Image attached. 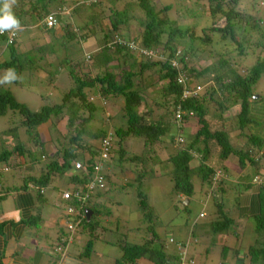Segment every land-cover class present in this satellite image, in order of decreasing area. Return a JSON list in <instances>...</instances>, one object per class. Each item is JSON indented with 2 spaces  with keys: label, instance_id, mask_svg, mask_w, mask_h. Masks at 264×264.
<instances>
[{
  "label": "trees",
  "instance_id": "trees-1",
  "mask_svg": "<svg viewBox=\"0 0 264 264\" xmlns=\"http://www.w3.org/2000/svg\"><path fill=\"white\" fill-rule=\"evenodd\" d=\"M103 1L17 0L13 6L22 31L34 29L53 40L45 46L40 45L38 49L18 55L17 40L8 45L6 38L0 35V44L3 46L0 54L4 52L5 45L11 55L9 60H4L3 53L0 55V60H3L0 62V71L14 69L19 76L21 70L26 69L31 74H37V66L40 65L35 66L36 59L43 61L48 54L55 56L57 50H62L63 58H59V63L69 69L71 88L60 104L44 105L37 112H31L9 90L0 88V166L12 176L20 169L15 160L20 165L26 158L34 164H41L43 173H40V177L33 176L34 171L27 169L25 172L29 175L24 178V184L45 187L53 177H66V172L72 169L73 164L80 163L81 169H72L73 174L67 182V191L72 194L67 207L78 209L75 218L80 220L81 227H86L92 236L82 256H89L97 240L118 244L121 257L114 264H137L142 260L149 264H182L181 257L185 252L179 248V255L168 253L164 244L168 241L171 243L169 235L161 239V233L154 231L160 228L165 232L168 228L169 231L172 221H165V211H162L158 197L155 199V211L152 206L149 208V194L156 195L159 189L155 191L149 184L156 177L151 169L148 171L146 163L149 161L152 166L170 163L172 170L165 175L170 177L173 184L171 193L175 195V200L172 204L181 212H187L188 207L180 206V198H188L191 202L196 195L193 178H197L199 187L208 186L213 194L211 206H216L222 215V220L211 226L212 232L218 233L228 230L234 223L223 213L224 203L215 199V192L223 197L227 190L222 186L224 178H227L223 163L234 155L238 158L240 169L251 167L255 175L253 180L259 185L257 190H253L252 185L242 187L241 201L237 203L242 228L245 222L254 221V242L253 239L251 241V233L244 229L248 237L245 256L248 264H264V240L260 239L264 230V173L259 171L263 169L264 143L258 137L245 134L247 125L256 122L250 117L251 109L263 105V108H258L264 111V101L258 103L252 90L264 75V31L260 27V18L239 9L241 0H194L191 1L192 6L185 7L178 19L173 21L166 16L172 9L170 5L156 10L150 0H110V4L107 2L109 0ZM105 3L108 7L112 4L109 9L114 16L107 29L102 19L99 21L97 18L98 15L105 17L104 8H108ZM117 4L123 7L125 4V8L119 9ZM237 6L241 11H236ZM130 7L143 13V18L138 15L137 26L128 22L126 10L128 8L129 11ZM62 8H67L69 14H57ZM98 8H101L98 11L100 13L96 11ZM51 14H56L58 27L63 30L62 38L55 37L54 30L58 27H45L44 19ZM76 19L79 21L74 25L73 20ZM203 20L205 26H199ZM100 32L103 33L105 44L91 54L85 53L83 49L82 56L75 59L72 54L76 52L72 49L78 45L83 46ZM254 34L260 36L256 44L251 43ZM55 41H61V44ZM220 41H229L235 48L224 52L219 47ZM43 52L44 59L39 58ZM205 53L207 55L201 56L199 65H190L189 59ZM235 53L237 55L233 56ZM248 57L254 60L250 66L243 64ZM90 61L92 65L87 64ZM56 76L58 73L49 74L48 81H54ZM154 77L157 84L152 81ZM180 79L182 82H179ZM148 81L150 84H146ZM159 84L163 88L160 96L153 100L157 105L156 113L150 107L137 111L144 101L142 94ZM185 91L191 94L183 99ZM151 93L155 95V92ZM118 98L122 101V106L116 110L122 119L119 122L105 108L106 102ZM161 106L169 108L164 116L159 110ZM232 112L234 114L231 118L224 117L225 113ZM178 113L180 116H177ZM191 119L195 120L197 128L193 134H185L186 123ZM61 121L66 123L63 129L59 125ZM101 121L103 123L98 125L97 122ZM230 122L237 127L236 141L239 142L241 136L246 138L240 147L229 138ZM46 128L48 133L41 139L40 133ZM47 142L58 147L52 155L42 148ZM159 142L170 147H178L179 144L183 146L180 151L162 161L149 156L152 147ZM33 147L39 148V156ZM138 150L140 153L134 154ZM214 156H217L218 164L212 163ZM193 161L197 166L190 168ZM94 177H98L95 182L101 181L102 187L98 186L93 191L81 189V185L87 187L88 180ZM124 179L127 181L125 184ZM101 191L111 194L121 191L127 197L136 199L140 226L146 227L147 238L142 243L131 241L119 244L106 240L108 233L120 232L121 222H127V219L122 221L119 215L114 214L119 209H113L114 205H109L110 195L107 194L106 198V193ZM251 194L256 195L258 203L254 215L241 210L243 197ZM4 197L0 196V199ZM203 197H206L205 194ZM240 197L233 196V200ZM120 199L116 200L119 205L123 197ZM106 208L108 212H104ZM85 211L93 212V218L88 222ZM100 212L103 214L100 215ZM97 217L109 218V222L104 219L95 220ZM106 224L111 225L107 228ZM130 225L126 223L124 234L131 232L132 238L136 239L134 234L140 228H128ZM98 228L102 230L99 236L95 233ZM61 242L67 245V238ZM53 251L60 253L62 248L57 244Z\"/></svg>",
  "mask_w": 264,
  "mask_h": 264
},
{
  "label": "crops",
  "instance_id": "crops-1",
  "mask_svg": "<svg viewBox=\"0 0 264 264\" xmlns=\"http://www.w3.org/2000/svg\"><path fill=\"white\" fill-rule=\"evenodd\" d=\"M77 21L79 20H73L74 25L78 23ZM54 31L56 38H62L63 30L60 26ZM35 34L38 33L34 29H31L30 31L23 30L19 34L17 40L19 44L17 48L18 55L26 54L27 52L36 49ZM27 38L28 40H25ZM23 41L26 43L23 44ZM91 41L92 40L88 39L85 42L83 48L85 51L93 49V47H91ZM4 48V53H8L9 56L7 54L3 58L4 60H9L11 57L10 52L6 49L5 45ZM98 49H96V51ZM96 51L87 54L95 53ZM55 73L60 75L57 69ZM17 85H19V83ZM56 85V80L50 81V86L54 87ZM3 87V84H0V88ZM68 89L69 87H63L61 89L56 88V91L62 95V93ZM9 91L17 100L13 90ZM50 94L51 93H49V95ZM257 99L259 98L257 97ZM118 100L122 103L121 99L118 98ZM260 110L254 108L251 109L250 117L251 119L254 118L256 122L247 125V131L245 134L246 136L252 135L258 137L264 143V111ZM230 113H225L224 117H227L226 119L231 118L232 114ZM62 124L64 128L66 123L63 122ZM195 130L196 128L191 133L190 127L186 126L184 132L185 134H193ZM230 132L229 138L232 139L233 143L238 147L243 145L246 138L241 136L239 142L236 141L237 127L235 124H233ZM43 133L45 136V134L48 133V128H46ZM42 148L47 154L51 155L58 150V147L50 144V142H47ZM44 158L46 160L47 157L45 156ZM216 160L217 156H214L212 163H217ZM15 162L20 169L17 170V173H13L12 176H9V172H5L2 168L3 166H0V196H5L0 199V264H114L118 258L109 257L107 254L108 251H104L102 248V246H107L108 244L110 248L115 249L113 246L114 243L109 244L108 242L106 244L102 241L95 240L89 256H82L85 251L84 247L87 241L92 239V236H90L86 227H81L80 220L75 226V236L73 241L67 245L60 241V239L67 238L66 218L62 209L63 204L60 202L61 193L63 191L60 192L54 184L57 183V179L60 178L53 177L51 182L45 187H38L33 184L25 185L24 178L29 175L25 171L27 169L33 170V176L38 178L40 177V173H43L41 170V164H34L27 158L22 165H20L18 160H15ZM237 163L238 158L234 155L228 157L223 163L224 172L227 178H224L222 186L227 190L223 194V197L220 196L219 192H215L216 195L214 194L217 201H222L224 203L223 213L233 220V226H230L228 230L222 232H212L211 226L220 222L222 220V215L219 214L216 206V209L211 206L210 201H212L211 198L213 194L212 191H210V188L205 186L199 188L206 197H204V202L201 205L202 207L197 218L190 223L187 218L181 220L180 224L187 227V235L185 234L183 236V233L179 231L178 235L175 236L174 233L167 231L168 228H166L164 235H169L168 238L169 240L172 239V242L169 243L168 241L165 243L164 249L170 254L176 253L177 255H179L180 249H182L185 252L183 264H212V260L210 259L214 257H216L215 264H248V258L245 256L248 237L240 224L241 214L239 212L235 214L233 208L229 207V205L227 206V201H229V196L236 197L237 194V196L240 197L242 195L240 193L242 187L252 185L253 190H257L259 185L253 180L255 175L251 172V167L248 166L244 169H240ZM196 166L197 163L193 161L190 168ZM259 171L264 173V169H260ZM72 174L73 171L70 169L65 175L67 178H71ZM21 186H24L25 188H19ZM101 193H106V198L107 194L110 195V197H108L111 199L109 205L111 206V204H113L114 207L118 208L119 201L117 202L111 196V193L107 191H101ZM243 199V207H241V210L243 209V212L248 213V215H254V209L258 207L256 195H245ZM180 200V206L183 208L188 207L191 203L189 199L185 197L180 198ZM172 207L173 216H171L170 219L165 218V221H173V219L178 217V214L182 215L180 209L176 210L177 208L175 207V209L173 204ZM202 213L205 216L199 217ZM91 218H93V212L90 216V219ZM101 219L103 220L104 218L101 217L100 220ZM104 220L105 222H109V218ZM37 221H39V223ZM99 232L100 229L98 228L95 233L99 234ZM83 237L85 238V243L82 246L81 242ZM97 243L100 245V248L94 250ZM243 243L245 244L244 247H242ZM57 244L62 248L60 253H55L53 251V248ZM116 249L120 250L118 247H116ZM115 255L116 254H114V256ZM113 259L114 263L112 262ZM137 264L149 263L142 260Z\"/></svg>",
  "mask_w": 264,
  "mask_h": 264
},
{
  "label": "rangeland",
  "instance_id": "rangeland-1",
  "mask_svg": "<svg viewBox=\"0 0 264 264\" xmlns=\"http://www.w3.org/2000/svg\"><path fill=\"white\" fill-rule=\"evenodd\" d=\"M105 1H107V0H104L103 2H105ZM191 1L193 2L194 0H188V1L187 0H150V4H151V6L155 7L156 10L161 9L164 6L170 5L172 7V9L167 13L166 16L168 17V19L170 21H173V20L178 19V17L180 16V13L182 11H184L185 7H191L192 6ZM107 2L110 3V0ZM186 4H188V5H186ZM111 6H112V4H111ZM111 6L108 7L106 5V7H108V8H104L106 10V14H105L104 18H102V16H100V15L97 16L99 21H100V19H102L101 22L106 27V29L108 28V26L111 25L112 19H114V16H112V14H110L109 8ZM117 7L119 9L125 8V4H124V7L121 4H117ZM100 9L101 8H98L96 10L97 13H100V12H98ZM236 9H237L236 11L246 10L247 13L251 12V14L255 15L254 17L260 18V19H258V20H261L260 27H261L262 32L264 31V0H241L240 7H239V9H241V10H238V6L236 7ZM51 11H53V10H51ZM126 11H127V17L129 19L128 22H130L134 26H137V24H138L137 22L139 21L138 15H141L143 18V13L139 9H135V7H130L129 11L127 8ZM90 13H91V11H89V14ZM177 13H178V15H177ZM218 22H217V24H218ZM65 23L67 25V22H65ZM219 24H221V22H219ZM199 26H202V27L205 26L204 20L199 22ZM102 30H105V29H102ZM254 35L255 36L252 39L250 37V39L252 40L251 43L256 44L257 42H259L260 36L258 34H254ZM35 36L36 37H34V38L36 40V42H35L36 49L41 47L40 45L45 46L47 43H50L53 40V38H51L50 36L45 35V34L38 33V34H35ZM102 37H103L102 32H100L96 36L91 37L89 40H92L91 41V44H92L91 47H93V49H90L87 51L84 50V52L85 53L94 52V51H96V49L102 47L105 44V41L102 39ZM25 40H28V38ZM24 41H23V44L26 43ZM55 43L61 44V41H59V42L55 41ZM2 47L3 46L0 44V49ZM219 47L222 48V50L224 52H226L227 50H232L235 48V46H233L229 41H225V42L220 41ZM83 48H84V45L83 46L78 45L72 49V51L74 50L76 52V53L72 54L75 59H79V57L82 56ZM57 52L59 54L56 53L55 56H50V54H48V55L46 54L47 56H46L45 60H43V61L42 60L38 61V59H36L37 63L35 64V66L38 64L40 65V66H37L38 67V70H37L38 72H36L37 74H35V73L31 74V72H27L26 69H22L21 70L22 73L19 76L16 75L18 77V79H16L14 82H12L8 85L3 84L4 87L2 89L13 90V92L17 98V101L20 103H25L31 112L39 111L41 109L42 105L60 104V102L62 101V99L64 97L63 95H65V93L68 90H70L71 83H70V79L68 77L69 69L66 66H64L62 63L61 64L59 63L60 62L59 58H63V51L57 50ZM2 53L4 55L3 57H5L8 54V53H4V52H2ZM2 53L0 55H2ZM41 54H43V55H41L39 58L44 59L43 58L45 55L44 52ZM203 55L206 56L207 54L206 53L205 54H197L193 58L189 59L190 65H194V66L199 65V62L202 61L201 56H203ZM235 55H237V54L235 53L233 56H235ZM8 56H9V54H8ZM57 56H58V58H56ZM248 58L249 59L244 60L243 64L250 66L254 63V60L251 59L250 57H248ZM2 61L3 60H0V62H2ZM92 63L93 62L90 61L87 64L92 65ZM32 66H34V65H32ZM41 66L42 67L44 66V70H47V71L44 72V70L42 69ZM200 66H203V65L200 63ZM56 69L58 70L60 75L56 76L57 79L56 78L54 79V81L56 80L57 85L53 87V86H50V82L48 81V79H49L48 77H49V74L55 73ZM6 71L7 70L0 71V77L1 78H3V76L6 74ZM103 71H100L99 73H101ZM152 81L154 82V84H157V80L155 77L152 79ZM16 83L17 84L19 83V85H17ZM146 84H150V82L148 81ZM62 86L64 88L69 87V89L66 90L65 92H63L62 95H60V93L58 91H56V88L61 89V88H63ZM162 88H163L162 85L159 84L157 87L150 89L148 92L145 91L142 94L143 100H144L143 104H142L140 109H137V111H141L142 109L150 107V108H153V111L155 114L157 111V105L155 106V104L153 103L154 102L153 100L154 99L156 100L157 97L160 96ZM252 90H253L254 97L259 98L258 99L259 101H257L258 103H260V101H264V75L259 79L258 83L256 85H254ZM151 92H155V95H154V93H151ZM49 93H51V94L49 95ZM105 106H106L105 108H106L108 113L112 112V114L115 115L114 116L115 121H117V122H119L120 120L122 121L120 115H118L116 112V110L122 106V103H120V101L118 99H115L112 102H109V101L106 102ZM165 107L161 106V108L159 109L160 111H162V114H161L162 116L166 115L167 114L166 112L169 111V108H167V107L165 108ZM258 107L263 108V105H257V107H254V109H260ZM164 110H165V112H164ZM233 114L234 113L232 112V116H233ZM157 115H159V114H157ZM17 117H19V116H17ZM62 123H60L59 125H63ZM101 123H103V121L97 122L98 125H100ZM186 126L190 127L191 133L193 132V130L195 128H197V126L195 125L194 119H191L188 123H186ZM232 127H233V123L230 122L229 129H232ZM61 128L63 129V126ZM40 138L44 139V134L42 132L40 133ZM182 146H183V144H179L178 147H176L175 145L170 147L168 144H165L163 142H159V143H156L152 147V151H151V154L149 156H155L156 159L159 158L163 161V160L167 159L168 157L172 156L175 152L180 151L182 149ZM140 150H138L134 154H139ZM33 151L37 154L39 152V148L33 147ZM37 156H39V154H37ZM261 166H262L261 168L264 169V160L262 161ZM146 168H149L148 171L151 169L150 171H153L154 177H156L149 184L151 185L152 188H154L153 190L157 191V189H159L158 193L156 192L157 193L156 195H150L149 194V198H148L149 208L152 206L153 210L155 209V207H154L155 206V199L158 197V201L160 200L159 201L160 207H161L162 211H165L164 217L166 219H170V217L173 216L172 203H173V200H175V195L171 193L173 190L172 181H171L170 177H168L165 174L170 173L172 170V167H171L169 162H164V164L162 166H160V165H153L152 166V164L149 161H147ZM68 179L69 178L64 177L61 180H58L57 183H54L57 186L58 190H60V192H62L64 190H68V188H69L67 186ZM154 182H156V183H154ZM192 182L195 186L196 195L193 198V200H191V203L188 206L187 212L182 211L181 212L182 215L178 216L176 219H173V221L169 225L170 226L169 232L174 233L175 236L178 235L179 231H181L183 233V236L186 233H188L187 227L185 225L182 226L180 224L181 220L187 218L188 222L190 223L191 221L196 219L200 210H201V207H202L201 205L204 202V197H203L204 193L199 189L200 187H199L197 178H193ZM125 183H127V181L124 179V184ZM238 192H239V189H238ZM1 196H3V195H1ZM111 196L115 200H121L120 198L123 197L122 202L118 206L119 210L116 211L114 214L119 215L118 217L122 221H124V219L126 218L127 222L131 224L130 226H128V228L135 227V228H140V229L138 231L136 230L137 232L134 234V237L136 239H133L132 238L133 233L127 232L124 234V232L127 229V226H125L127 222H121L122 228H121L120 232H115V234H109L108 233L106 236V239L114 241V242L116 241L119 244H121V243L125 244L126 242L130 243L131 241L135 242V243H139V244L142 243L147 238L146 227L140 226L141 220H139L140 219L139 213H137V206L138 205H137L136 199H131V198L127 197L125 192H121V191H114V193ZM236 197H237V194H236ZM228 200H229V202H228L227 206L229 205V207L234 208L233 211L235 214H236V211L240 212L237 203H238V201L239 202L241 201V197H240V199L233 200V196H231V197L229 196ZM112 207H114V206H112ZM113 209H117V207H114ZM104 212H108V209L106 208V210ZM102 214H103V212H100V215H102ZM95 220H100V218L97 217V218H95ZM37 222L39 223V221H37ZM137 222H139V224L136 227ZM240 222H241V218H240ZM142 224H144V223H142ZM253 224H254L253 220H249V222H245L243 230L247 229V231H249V233H251V241L253 239V242H254V240L256 239V236L253 237V235H252L253 234L252 229H254V227L252 228ZM110 225L111 224H106L107 228ZM104 226H105V224H104ZM99 229L101 230V228H99ZM163 230H161V228L159 230L154 229V231H158L159 233H161V235L159 234V237H161V239L165 238V235H164L165 231H163ZM101 232H102V230H101ZM96 235L99 236L100 232H99V234L96 233ZM108 236H111V237H108ZM99 238H101V237H99ZM137 238H139V240H137ZM261 238H263V240H264V230L262 231V234L260 235V239ZM253 242H252V244H253ZM84 243H85V238L83 237V240L81 242L82 246L84 245ZM244 243L242 244V247L245 246ZM113 246L115 247V249L110 248L108 246V244H107V246H102V248L104 251H108L107 254L109 257L120 258L121 257V255H120L121 251L116 249V247L119 248L118 244L114 243ZM98 248H100V245L97 243L94 247V250H97ZM114 254H116V255L114 256ZM210 260H212V262H211L212 264L216 263V257H214ZM112 262L114 263V259Z\"/></svg>",
  "mask_w": 264,
  "mask_h": 264
},
{
  "label": "clouds",
  "instance_id": "clouds-1",
  "mask_svg": "<svg viewBox=\"0 0 264 264\" xmlns=\"http://www.w3.org/2000/svg\"><path fill=\"white\" fill-rule=\"evenodd\" d=\"M16 2H17V0H0V5H2V6H0V34L4 33L5 31H12L14 29L19 30L21 28V23L16 18V16L14 15V12H13V6L16 4ZM57 14H60V11H58ZM54 15H56V14H54ZM21 32H22V29H21ZM16 40H18V38ZM16 79H18V77L15 74V70L14 69H8L6 71V74L3 76V78H0V84H10V83L14 82ZM75 164L76 163L73 164L72 169H74ZM95 181H96V178H93L91 180L89 179L87 182V187H83L81 184H79V185H81V189H84V188L88 189V187L90 185L95 184L94 189H96L98 187V185L96 184ZM65 193H69L71 195V197H72V194H71V192H68L67 190H65L61 193V197H60V202H61V204H63L62 209H63L64 215L66 218V220H65L66 231L69 234L67 237V244H69L74 239L75 226L79 220H77L75 218V217H77L78 209H73V207H71V206L67 207V202L71 198L68 200L62 201V196ZM84 214H85V218H86V211L84 212ZM204 216L205 215L203 213L199 215V217H204ZM69 225L72 226V230H69V228H68ZM64 239H60V240L62 241Z\"/></svg>",
  "mask_w": 264,
  "mask_h": 264
},
{
  "label": "built area",
  "instance_id": "built-area-1",
  "mask_svg": "<svg viewBox=\"0 0 264 264\" xmlns=\"http://www.w3.org/2000/svg\"><path fill=\"white\" fill-rule=\"evenodd\" d=\"M60 14L61 15H68L69 14V10L67 8H62L61 11H60ZM44 24H45V27L47 29L57 28L58 27V19L56 18V15H54V14L48 15L44 19ZM20 32H21V29H19V30H15L14 29L12 31H5L4 33H2L0 35L4 36L6 38L7 44L10 45V44H12V43H14L16 41V39L18 38ZM179 82H182L181 79L179 80ZM190 94H191V92L185 91L184 94H183V99H186L188 96H190ZM177 116H180V114L178 113ZM177 118H179V117H177ZM80 169H81V164L80 163H76L74 165V170L78 171ZM97 178H96V180H97ZM96 184L99 187H102L101 181H98ZM94 186H95V184L90 185L88 187V190L89 191H93L94 190ZM70 198H71V195L69 193H65L62 196V201L63 200H68ZM68 228H69V230H72V226L69 225ZM170 242H172V239H170ZM184 256H185V254H183L182 257H181L182 264L184 263Z\"/></svg>",
  "mask_w": 264,
  "mask_h": 264
},
{
  "label": "water",
  "instance_id": "water-1",
  "mask_svg": "<svg viewBox=\"0 0 264 264\" xmlns=\"http://www.w3.org/2000/svg\"><path fill=\"white\" fill-rule=\"evenodd\" d=\"M254 98H257V97H254ZM91 214H92L91 211H86V219H87V221H89Z\"/></svg>",
  "mask_w": 264,
  "mask_h": 264
}]
</instances>
